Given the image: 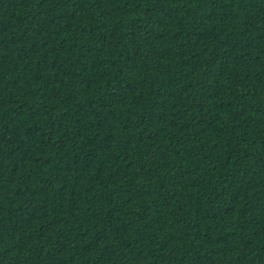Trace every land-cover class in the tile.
<instances>
[{"label": "trees", "instance_id": "trees-1", "mask_svg": "<svg viewBox=\"0 0 264 264\" xmlns=\"http://www.w3.org/2000/svg\"><path fill=\"white\" fill-rule=\"evenodd\" d=\"M0 264H264V0H0Z\"/></svg>", "mask_w": 264, "mask_h": 264}]
</instances>
